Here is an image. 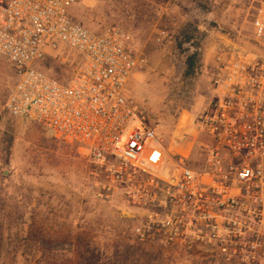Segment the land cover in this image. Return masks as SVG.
<instances>
[{"label": "built area", "instance_id": "2783aa9c", "mask_svg": "<svg viewBox=\"0 0 264 264\" xmlns=\"http://www.w3.org/2000/svg\"><path fill=\"white\" fill-rule=\"evenodd\" d=\"M74 3L0 0V56L15 77L6 111L83 150L96 199L136 210L140 242L264 264V0H252L253 48L215 58L213 93L194 121L200 165L178 154L172 174L162 173L160 122L127 96L139 63L130 34L85 28L68 15ZM68 58L64 79L42 69Z\"/></svg>", "mask_w": 264, "mask_h": 264}, {"label": "rangeland", "instance_id": "374dc122", "mask_svg": "<svg viewBox=\"0 0 264 264\" xmlns=\"http://www.w3.org/2000/svg\"><path fill=\"white\" fill-rule=\"evenodd\" d=\"M251 5L252 0H75L68 10L91 31L118 26L130 34L139 63L127 96L161 124L163 174L174 172L178 154L200 165L194 121L211 99L219 51L253 48ZM193 54L194 72L185 76L186 58ZM70 60L62 65L48 59L42 69L64 79ZM14 83L11 66L0 56V264H220L198 251L140 242L132 233L136 210L119 196L96 199L93 166L83 150L6 111Z\"/></svg>", "mask_w": 264, "mask_h": 264}, {"label": "trees", "instance_id": "16d2710c", "mask_svg": "<svg viewBox=\"0 0 264 264\" xmlns=\"http://www.w3.org/2000/svg\"><path fill=\"white\" fill-rule=\"evenodd\" d=\"M196 61H197V55L196 54H193L190 57L186 58V61H185L186 67H185V72H184L185 76H190L193 74ZM139 258L146 259L147 257L145 255H139ZM147 259H150V257H148Z\"/></svg>", "mask_w": 264, "mask_h": 264}]
</instances>
